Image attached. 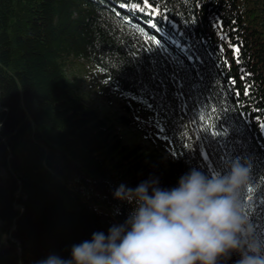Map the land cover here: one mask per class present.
<instances>
[{
    "label": "trees",
    "instance_id": "16d2710c",
    "mask_svg": "<svg viewBox=\"0 0 264 264\" xmlns=\"http://www.w3.org/2000/svg\"><path fill=\"white\" fill-rule=\"evenodd\" d=\"M71 60L158 118L166 164L72 93ZM235 159L264 236V0H0V264L68 258L124 223L121 184Z\"/></svg>",
    "mask_w": 264,
    "mask_h": 264
},
{
    "label": "clouds",
    "instance_id": "9594fccd",
    "mask_svg": "<svg viewBox=\"0 0 264 264\" xmlns=\"http://www.w3.org/2000/svg\"><path fill=\"white\" fill-rule=\"evenodd\" d=\"M251 165L240 159L206 175L192 169L171 189L158 180L121 184L114 198L131 206L122 224L71 247L68 258L39 264H264V236L245 201Z\"/></svg>",
    "mask_w": 264,
    "mask_h": 264
},
{
    "label": "rangeland",
    "instance_id": "374dc122",
    "mask_svg": "<svg viewBox=\"0 0 264 264\" xmlns=\"http://www.w3.org/2000/svg\"><path fill=\"white\" fill-rule=\"evenodd\" d=\"M66 79L72 93L96 110L125 144L141 145L148 156L166 164L170 148L160 134L158 118L139 100L114 90L82 61L67 63Z\"/></svg>",
    "mask_w": 264,
    "mask_h": 264
},
{
    "label": "snow or ice",
    "instance_id": "6c2138e0",
    "mask_svg": "<svg viewBox=\"0 0 264 264\" xmlns=\"http://www.w3.org/2000/svg\"><path fill=\"white\" fill-rule=\"evenodd\" d=\"M237 53L239 52V49H236Z\"/></svg>",
    "mask_w": 264,
    "mask_h": 264
}]
</instances>
